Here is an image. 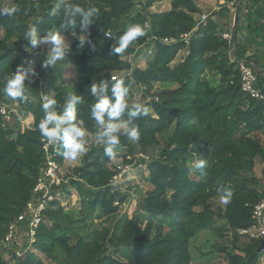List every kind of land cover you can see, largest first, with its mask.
I'll list each match as a JSON object with an SVG mask.
<instances>
[{
    "label": "trees",
    "instance_id": "16d2710c",
    "mask_svg": "<svg viewBox=\"0 0 264 264\" xmlns=\"http://www.w3.org/2000/svg\"><path fill=\"white\" fill-rule=\"evenodd\" d=\"M157 1L146 0L142 8H138L142 1L137 0H12V5L0 4L18 8L11 17L0 16L4 32L0 39V105L14 101L3 92L7 79L21 65L34 68L25 80L27 99H15L22 114L33 116L32 127L22 130L19 118L15 125L6 124L0 112V243L32 199L44 163L39 123L45 99L37 91L35 73L54 71L60 79L63 72L62 64L44 67L40 44L26 51L30 42L24 34L36 26L39 38L48 31H61L64 37L83 36V17L68 23L66 7L78 4L85 10L100 9L88 30L91 43L80 47L77 37L70 44L73 82L60 80L62 84L52 96L59 114H63L69 94L81 97L75 123L99 134V145L87 151L82 164L70 172L65 169L64 149L57 156L63 168L60 196L43 210L30 249L14 250L7 260L0 245V264H48L40 254L56 264H194L192 241L203 230L224 221L218 227L219 235L229 231L236 237L240 229L254 223V207L264 198V184L252 173L256 159L264 158V99L242 91L239 61L245 50L239 48L238 33L232 51L223 36L232 33L225 19L230 16L228 6L237 0H223L217 19L210 15L203 22L196 17L200 9L194 0H172L169 10L151 11ZM136 24L145 35L123 54L114 53L119 37ZM145 46L152 51L146 67L134 66L127 57ZM183 51L185 56L177 60ZM121 78L128 88V108L112 121L106 117L101 125L91 116L96 101L90 87L103 80L110 89ZM160 84L167 86L154 91ZM134 86L148 98L147 115H129L135 105L129 101ZM109 97L115 100L110 93ZM106 123L123 125L115 133L120 143L112 151L116 156L124 149L127 164L137 150L148 154L157 147L162 149L147 165L148 176L142 178L151 189L138 201L135 213L120 215L113 226L99 227L94 216H116L127 199L111 186L117 170L111 163L114 156L106 155ZM133 127L139 130V141L127 136ZM200 161L205 162L203 167ZM226 188L232 192L230 202L216 205ZM64 193L71 195L68 201L62 200ZM73 195L78 197L76 205L67 208ZM20 224L26 228L28 221ZM233 242L238 251L227 253L228 264L259 263L264 254V247L258 253L262 240L245 241L241 248L236 245L238 238Z\"/></svg>",
    "mask_w": 264,
    "mask_h": 264
},
{
    "label": "clouds",
    "instance_id": "9594fccd",
    "mask_svg": "<svg viewBox=\"0 0 264 264\" xmlns=\"http://www.w3.org/2000/svg\"><path fill=\"white\" fill-rule=\"evenodd\" d=\"M17 11L18 8L16 6H3L0 7V16L11 17ZM99 14L100 9L97 7H91L87 10L78 4L68 5L66 7L65 19L68 23L74 24L77 16L83 17L81 24L82 31L85 34L79 38L80 47H84L86 43H91L88 39V30L93 23V18L98 17ZM144 35L145 31L141 25H130L124 34L119 37V40L117 41L119 46L114 47L113 52L123 54L132 42ZM24 37L30 42L26 46V51L28 52H31L32 49L40 43H51V54L44 63L45 68H47L48 65L55 67L58 61H62L65 58L67 45L61 31H48L45 37L39 38L37 27L31 26L24 34ZM93 50L95 49L93 48ZM29 73H34V68H32L31 65L28 68L21 65L15 74L7 79L3 89L4 94L13 100L17 98L27 99L24 96V93L26 89L25 80L29 78ZM109 93L112 97H115V100L110 99ZM90 94L96 101L91 105V116L101 125L105 123L106 117L109 121H112L115 118L120 117L128 108V88L125 86L123 78L112 83L110 89L108 84L103 80L98 84L93 83L90 87ZM80 101V96L69 94L63 104V114L58 113L57 100L52 96H46L45 102L42 104L44 117L39 123L40 134L43 138H47L50 144L55 143L56 141H62L64 149V151L62 149L63 156L68 160H76L86 152L85 143L82 139L85 136V130L80 127L78 123H75V121H77L76 109ZM147 113L148 109L144 105L137 103L134 105V110L131 111L129 115L132 117H138L141 115H147ZM121 127H123V125L120 123H109L103 134L107 137L109 147L106 149V155L109 157L114 156L112 147L119 145L120 143L119 137L115 135V133H117ZM127 136L131 140L139 141L140 133L138 128L133 127L127 131ZM204 163V161H200L199 166L203 167ZM231 196V190L226 188L224 194L221 196V202L228 204L231 200Z\"/></svg>",
    "mask_w": 264,
    "mask_h": 264
},
{
    "label": "rangeland",
    "instance_id": "374dc122",
    "mask_svg": "<svg viewBox=\"0 0 264 264\" xmlns=\"http://www.w3.org/2000/svg\"><path fill=\"white\" fill-rule=\"evenodd\" d=\"M137 1H142L139 5L138 8H142L144 3L146 2V0H137ZM168 1V3H167ZM195 3L198 5H200V12L198 14H196V17L198 18L199 15L200 17L202 16V14L206 13L208 10V6L209 3H214V0H194ZM172 0H170V4H171ZM167 3V4H166ZM0 4H6V5H12V0H0ZM199 7V6H198ZM170 6H169V0H158L157 2H155L152 5L151 11H166L169 10ZM234 31V27L232 30V33ZM4 32L0 27V39L2 38ZM77 37H81L77 34H72L69 36L64 37L65 38V43L67 45V48L65 50V58L62 61H58L57 64L59 66V64H62L60 66L63 67V72L61 73V77L60 79H57L58 76L55 75L54 71H48L47 70V74H42L40 72H37L35 74L34 77V82L39 80L37 83V91L40 92V94L43 96V98L45 99L46 96H53L56 94L57 89L60 87V85L62 84V81H64L66 84H70L73 82L74 79V75H75V68L73 66L72 63V58L70 56V44L73 42V40ZM230 41V40H229ZM37 48V46L35 47ZM144 50H137V52L134 54L133 58H132V63L134 66H139L141 68H145L146 67V58L149 55H152L150 51V49H148V47H144ZM39 53L42 56L43 59L47 60L49 55L51 54V43H40L39 45ZM185 56L182 55L180 56L177 60L182 59ZM56 64V65H57ZM57 66V67H58ZM115 74H119V73H115ZM43 77H42V76ZM62 80V81H60ZM65 84V85H66ZM167 85L164 84H160L158 85V87L154 88V91L156 89H161L163 87H166ZM35 87V84H34ZM30 93L32 96L36 97V94H34V90H30ZM129 101L133 104H137L140 103L144 106H146L147 104L145 103L146 101H148V98H146L144 96V94L139 90L138 86H134V96L132 99H129ZM11 107H13L15 109V111L17 110V108H19V104L17 103V100L12 101L11 103H8ZM15 112H13L14 114ZM18 115H13L12 119L10 122H6L7 123H11L10 125H15L17 123L16 117ZM20 122H21V128L24 126L25 129L28 128V125H32L33 124V116L31 114H21L20 115ZM16 120V121H15ZM109 123H106V126H108ZM23 129V128H22ZM84 129V128H83ZM122 128L119 129V131ZM85 130V136L82 138L84 140L85 143V148H86V152L84 154H82L81 156H79L76 160H68L65 159L64 163H65V169L67 172H70L72 170V168L77 167L79 165L82 164L83 158L86 155L87 151H89L93 146L99 145V134L96 133H89L86 129ZM161 147H157L154 150H152L150 153L146 154L140 150H137V152L132 156H129L128 159L133 160L132 162H130V169L129 171L127 170L121 178L116 179L115 181L112 182L111 186L115 189H118L121 194L123 195H127V199L125 200L124 204L121 205L120 207V211L116 216H112L109 218H105L102 216H94V222L96 224V226L99 227H103V226H113L115 224L116 219H118L120 217V215L123 214H128L129 216H132L136 209H137V205H138V201L145 195V193L147 191H149L151 189V184L149 183V181H147L146 178H142L145 176H148V169L146 168V165H148L149 161L151 158H155V157H159L161 154ZM125 150L124 149H119V152L116 156H114L112 158V164L114 165V167H122L124 168V165H127L125 163V159L123 157V155L125 154ZM139 154H146L149 159H145L142 156H140ZM194 165V161H189V166L192 167ZM63 169V168H62ZM252 173L254 175H256L257 177L261 178V183L264 184V158L262 157H258L255 161V166L252 169ZM71 195L67 194L65 195V193L62 195V200H67L68 198H70ZM78 197L77 195H73L72 196V204L71 203H66V201H63L64 203H66V207L67 208H71L73 206L76 205ZM221 201V200H218ZM218 201L216 202V205H219ZM222 204V202L220 203V205ZM219 227V226H217ZM208 235V232H206ZM236 237L234 238H238V242L239 240H241L240 242L241 245L244 244V241H247V238L244 236H241L240 234H235ZM32 236L28 235V231L27 229L24 227V225L19 226L18 227V232L17 235L14 239L15 244L10 243L8 244L5 241V238L1 240V248L5 251L4 256L7 260H10L11 258V252L16 250V252H21L23 250H28L30 249V247L32 246L33 241L35 240L34 237L31 238ZM225 240V238L223 239ZM230 240V238H229ZM193 245H195V243L193 242ZM206 246V245H205ZM209 246V245H207ZM199 248L198 245L194 246V254L195 256H198V252H195V249ZM223 254V253H222ZM40 257H43L44 260L48 263V264H56L55 262H52L50 260H48L47 258H45L42 254H40ZM224 255V254H223ZM225 256V255H224ZM197 261L199 263L196 264H200L201 263V259L197 258Z\"/></svg>",
    "mask_w": 264,
    "mask_h": 264
},
{
    "label": "built area",
    "instance_id": "2783aa9c",
    "mask_svg": "<svg viewBox=\"0 0 264 264\" xmlns=\"http://www.w3.org/2000/svg\"><path fill=\"white\" fill-rule=\"evenodd\" d=\"M210 15L207 13L202 14L199 18V22L205 21ZM149 26V24H146ZM231 32H225L223 34L224 38L227 40L231 39ZM186 39V38H185ZM169 42L168 39H165ZM135 42V41H134ZM133 54L128 56V60L131 61ZM239 68L241 74V84L242 91L247 95L255 99H264V91L259 87L258 75L252 64L246 59H241L239 61ZM37 73V72H36ZM35 73V74H36ZM115 78V77H113ZM0 112L3 116L4 122H10L12 116L18 115L16 118H20L22 114L19 108L15 111L8 103L3 102L0 105ZM13 112H15L13 114ZM34 122V121H33ZM33 125V124H32ZM32 125H28L31 128ZM25 130V127H22ZM42 148L44 150V163L41 169L40 177L34 188V194L30 202L27 204L24 212L18 217V219L13 222L5 236V241L10 244L14 242V239L18 232V227L22 226L20 224L24 220L28 221L26 229L28 235L32 236L35 233V227L39 224L42 216V212L50 201H53L60 196V187L63 184V169L62 165L57 159V156L62 152L63 146L62 141H56L50 144L47 138H42ZM145 159H149L146 154H139ZM127 164V163H126ZM125 167H116L117 173L114 176L113 181L122 177V175L129 169L130 164L124 165ZM147 168V165H146ZM254 223L246 228L240 229L238 233L241 236L246 237L248 240H264V198H261L255 205L253 210ZM20 222V223H19ZM15 244V243H13Z\"/></svg>",
    "mask_w": 264,
    "mask_h": 264
},
{
    "label": "crops",
    "instance_id": "0c3cea01",
    "mask_svg": "<svg viewBox=\"0 0 264 264\" xmlns=\"http://www.w3.org/2000/svg\"><path fill=\"white\" fill-rule=\"evenodd\" d=\"M223 2V0H214V3H209L207 8L208 11L206 13L217 19V16L215 15L220 10ZM238 5L240 6V20L237 31V42L239 48L245 50L242 59H246L254 66L258 78L260 79L259 87L264 91V0H237V3L234 6L230 4L228 6L230 8V16L225 19V23L228 22L229 29L231 30H233L235 25L236 8ZM198 6L200 8V5ZM243 50H240V52H243ZM184 54H186V51L181 52L178 58ZM232 59H237L235 54H232ZM218 200H221V198H217L216 202ZM218 203L220 205L221 201H218ZM221 205L223 206V203ZM223 223L224 221H219L215 228L203 230L193 239L191 247L194 264L199 263L197 258L201 259L200 264H228L227 253L238 251L234 247V237L231 235V232L225 231L223 232L224 236L219 235L217 226H221ZM206 232H208V235ZM224 238L225 240H223ZM240 241L241 240L236 243L239 248L243 247L240 246L242 243ZM193 242L195 245H193ZM197 245L199 248L195 249V252H198V256H195L193 249L194 246ZM223 247H226L227 249L225 251L217 250L218 248ZM258 264H264V254H261Z\"/></svg>",
    "mask_w": 264,
    "mask_h": 264
},
{
    "label": "water",
    "instance_id": "95a60500",
    "mask_svg": "<svg viewBox=\"0 0 264 264\" xmlns=\"http://www.w3.org/2000/svg\"><path fill=\"white\" fill-rule=\"evenodd\" d=\"M239 20H240V6L238 5L236 8L234 31H233V33L231 35V39H230L231 49H233V47H234V40H235L236 33L238 31ZM263 247H264V240L262 241V246L258 249V253L262 252Z\"/></svg>",
    "mask_w": 264,
    "mask_h": 264
}]
</instances>
